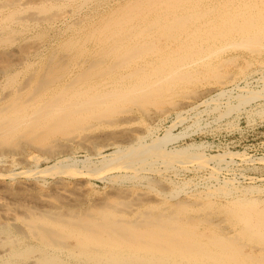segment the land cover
<instances>
[{"label":"bare ground","instance_id":"bare-ground-1","mask_svg":"<svg viewBox=\"0 0 264 264\" xmlns=\"http://www.w3.org/2000/svg\"><path fill=\"white\" fill-rule=\"evenodd\" d=\"M109 1L0 0V159L25 160L27 150L56 155L74 143L89 151L117 149L111 160L101 154L100 168L87 170L101 179L114 168L147 171L158 160L208 167L215 156L193 144L167 150L178 135L151 137L155 128L147 123L194 100L205 92L200 87L227 85L264 67V0ZM90 5L93 13L55 34L57 42L46 53L41 52L49 35L44 28L34 40L13 47L32 23L52 22L67 9ZM257 92L250 91L252 98L244 96L243 102L260 97ZM74 165L55 167L67 172ZM135 172L113 177L134 186L113 184L91 202L88 186L74 183L67 189L66 182L47 193L41 184L8 182L0 173V264H264L260 189H239L231 182L181 197V185ZM143 181L144 189L139 188Z\"/></svg>","mask_w":264,"mask_h":264},{"label":"rangeland","instance_id":"rangeland-1","mask_svg":"<svg viewBox=\"0 0 264 264\" xmlns=\"http://www.w3.org/2000/svg\"><path fill=\"white\" fill-rule=\"evenodd\" d=\"M26 1H28V0H26ZM26 1L23 0V2L22 1L20 2V0H19V3L24 4ZM109 3H110V5H113L115 3V0H110L108 2V4ZM90 7H91V5L87 6V7H83V8H81V10H78V11L72 10L73 13L71 11L67 12L68 11V9H67V10H65L66 14L63 13L64 15L61 14L59 17H57V19L59 21L57 19H55L56 21L53 20L52 22L44 21L41 23H32L31 26L29 27L30 29L28 28L26 30V32L24 33V35L21 37L22 40L21 39L19 40V42L20 41L21 42L15 46H13V47L16 48V46L18 47L20 44L22 45L25 42H30V41L34 40L35 36H33V34L36 35V33L40 29L44 28L45 31L49 30L48 31L49 35H48V39H47L48 42L46 40L44 42L45 45L43 44L41 46V52L46 53L52 47L53 43L55 44L57 42V38H56L57 36H54V35L55 34L58 35L61 31L64 32L66 29V26L72 24L75 20H79V19H82V17L84 18L88 15H91V13H93L94 6L91 8ZM69 10H70V8H69ZM61 16H63V17H61ZM64 19H66V20H64ZM72 19H73V21H71ZM63 25H65V26H63ZM28 30H29V32H28ZM25 34H26V36H25ZM49 36H50V38H49ZM32 37H33V39H32ZM50 39H51V41H50ZM23 40H24V42H23ZM27 40H29V41H27ZM13 47L12 48L10 47L9 49H12V50L15 49ZM36 58H37V56L32 55L29 59H30V61L33 62L34 60H36ZM261 68L260 67L253 68L252 70H250L251 72L248 71L246 73V76L243 75L241 77H238L234 81H232V82L230 81L231 83L228 82L227 85L224 84V85H214L213 86V84H207L205 87H200L199 90L201 92L205 91L206 94H205V92H203L204 94L201 93L200 95H198L199 97L197 96L196 98H194V100L192 99L189 102H187L186 103L187 105L184 103H183V105H180L178 108H176L177 111L175 109H173V110L169 111L166 115L157 116V117H155V119L153 118L151 121H149L147 123L148 125L150 124L152 127L155 128V132L151 137H154V136L155 137L156 136L162 137L167 132H172L173 134L178 135L177 141L169 143L166 146L167 150L173 151L175 149H182L183 147L185 148L186 146L193 144V145L203 149L201 152L206 154L207 157L213 158L215 156V159H213V161L209 162L208 167L200 168V170H199L198 165L184 164V163L180 164L181 162H178V161H177L178 164H177V162H175L174 164H171L172 166L171 165L168 166L165 163L163 164V162L161 160L160 161L158 160L160 163L158 161H156L157 165H155L153 167V169H152V167H149V169L147 168V171L145 169V171L139 170L138 172H135L133 170H131V171L125 170L124 171V169L122 170V169L114 168L112 171L110 170V172H108L109 170L107 172H105L104 179H101L100 177L98 178V177L92 175V173H90V172L88 173V171H94L93 169L100 168L102 166L100 164V162L101 161L103 162L105 160V158L108 157L107 160L108 159L111 160L112 158H114L116 156V154H114V152H116L115 150H117V149H115L114 147H110V146L109 147L108 146H103V147L100 146L99 147L100 149L97 147L99 149V152H98L97 148H95L96 149L95 151H94V148H91L89 151V149L87 150V148L84 146H78L74 143H69V144L65 145V148L63 151L58 153L59 155L58 154L50 155V154H47L46 152H45L46 153L45 154V153H43L44 151H37V150L36 151L34 150L36 152V154L33 150H27L26 153L31 154V155L29 156V155L25 154L24 155L25 160H23V158L21 156L19 157L17 155H15V156H12V155L7 156L6 155L0 159V173H2L3 177L4 176L5 177L2 178L1 177L2 174H0V177L4 180H7L8 182L14 181L12 183L19 182L21 179V182L23 181L27 184H32V182H33V184H37V185L41 184L40 186H41L43 192L45 191L47 193H49V191L51 192L52 190H54V188L56 187L55 184H57V186H61L62 183H63V185H65L66 182H67V185H65V186L67 189L73 188V186L75 187L74 183H76V185L78 187H79V185H81V187H79V188H83L85 186H88L89 187L88 197H89L90 202L94 201V199H96L97 197H100V196L106 194V192H108L110 189L112 190L113 184H114V188L115 187H122L123 185H124L123 188H129L131 186H134L135 184H131V183H134L132 181H125V182L118 183L113 179L114 175H122V174H127V173L128 174H134V172L140 173L141 175H143V174L146 176L148 175V177L153 179V180H156V179L160 180L161 179L160 181L166 185H171V184H173V185L179 184L178 186L181 185L186 192V193L185 192L181 193V195H182L181 197H186V196H189L193 193H197L199 191H206L211 186H212L211 188H213V187H216L219 185H224L225 183L231 184V182H232L231 185L234 184L233 186H235L239 189L241 187H242L241 189L248 188V187H256V188L260 189V192L262 191L261 194H262V196H264V115H263V113H264V111H263L264 110V100L263 99L264 98H260L262 95L264 97V94H263L264 90H262V89H264V83H263L264 82V67H261ZM254 69L255 70L258 69L260 71V73H259V71L257 73V70L255 71ZM234 71L235 70H233V73L237 72V71H235V72ZM255 72L257 75L255 74ZM1 75L2 74H0V77H1L0 78L1 79L0 80V87L4 83V77ZM249 76H251V77H249ZM262 76H263V81L261 78ZM239 80H240V82H239ZM258 80H260V81H258ZM235 81L238 83H236ZM245 81H247V83H245ZM235 83L237 85H235ZM246 87H248V88H246ZM204 88H206V90ZM208 88L210 90L209 93H207ZM237 89H239V90H237ZM247 89L249 90V92L247 91ZM250 89H252V90H250ZM256 90L258 91L257 93L260 94V95L256 94V96H260V97L252 99L253 101L251 100L250 101L251 103L248 102L249 104L247 102L246 103L243 102V98H245L244 96H248V97L252 98V96H250L249 93H250V91L256 92ZM259 90H261V91H259ZM220 91H224L225 93L221 94ZM259 92H261V93H259ZM228 94H230L231 96ZM245 94H247V95H245ZM220 95L221 96L224 95V96H222V98H221ZM227 95L229 96V98ZM217 96L219 98H217ZM239 96L240 97L242 96V99L237 98ZM213 98L216 102L213 101ZM258 98H260V99H258ZM206 99H207V101H206ZM217 99H218V101H217ZM237 101H239V103H236ZM225 102H226V104H225ZM227 103L230 105H228ZM198 104H199V106H197ZM262 104H263V106H262ZM239 105H240V107H239ZM181 106L184 108V110H183V108H181ZM243 107H244V109H243ZM230 109L231 110L233 109L232 113H231V111H229ZM185 110H188V111L186 112ZM228 111H229V113H231L230 115L226 114V112L228 113ZM234 111H236V112H234ZM170 112H172V113H170ZM177 112L180 114H178ZM224 114L227 115V118H226V115H224ZM236 114L237 115L239 114V115L237 116ZM178 116H179V119H178ZM180 116H182V119ZM165 117H166V119H165ZM220 117H222V119ZM184 118H186V119H184ZM156 121H157V123H156ZM136 124H137V122H136ZM136 126H138V125H136ZM137 128H139V127H137ZM151 137H149L147 139L148 142L151 141L150 140ZM78 148H80V149H78ZM92 150H93V152H92ZM32 152H33V154H32ZM38 152H40V153H38ZM70 152L73 154H71ZM101 154L102 155L105 154V158H104V156L102 158ZM93 155H94V157H93ZM31 156H32V158H31ZM44 156L46 157V159ZM35 157H36V159H35ZM51 157H53V158L51 159ZM65 157H67L68 159L67 158L65 159ZM48 158H49V160H48ZM62 158L64 160H62ZM58 159L60 161L56 162V160H58ZM101 159H103V160H101ZM20 160L23 162V164H20V163H22ZM73 160H74V162H73ZM25 161H26V163H25ZM29 161L31 162V165H30ZM27 162L29 163V165L27 164ZM54 162H55V164H54ZM60 162L64 163V165H69V166H73L75 164L74 165L75 167H73V168L75 171L78 172V174H76L77 172L75 173L77 176H75V174H73L75 171L72 169V167H71V169L73 171L69 170L70 168L66 166L68 168V171H67L68 173L66 171H63V172L61 170L59 171V169H60L59 166L57 168L55 166H57V164ZM71 162H73V163L71 164ZM76 163H78V164H76ZM92 163L95 164L94 167H93ZM14 164L16 165V167ZM52 164H54V166H52V167H53V170H55V171H53L51 169ZM91 164H92V166H90ZM4 165H6V166H4ZM11 165H12V167H11ZM49 165L51 168L49 167ZM28 166H30L31 168ZM215 166L218 170L216 168L214 169ZM47 167L50 168L51 170L48 169ZM89 167H90V169H89ZM164 167L167 169H165ZM180 167H182V169ZM35 168H37V170H35ZM44 168H47V170H49L51 174L48 173L49 171H47V174H49V175H46V171L44 172ZM54 168H56V169H54ZM173 168H175V169L173 170ZM192 168H194V169H192ZM30 169H34V170L30 171ZM38 169L39 170L42 169V171H39ZM23 170H24V172H23ZM28 170L30 171V173L33 172V174L30 175ZM151 170H152V172H151ZM219 170H221V171H219ZM51 171H53V172H51ZM69 171H71L73 173L71 174V172H69ZM159 171H161V173ZM6 172L9 173L8 177H7L8 174ZM15 172L17 174H18V172H23V174H20L21 176H19L17 174L15 175ZM41 172L45 173V175H40ZM84 173H86V174H84ZM212 173H213V175H212ZM10 176H11V178H10ZM108 176H110V177H108ZM59 177H60V179H59ZM31 178H33V179H31ZM35 178H36V180H35ZM37 178H38V180H37ZM58 179L60 181H58ZM77 180H80V181H77ZM168 180L170 182H168ZM225 180L229 181V182H226ZM36 181H38V183ZM42 182H44L45 186L43 185ZM56 182H58V183L60 182V183L58 184ZM85 182H86V184H85ZM87 182H90L91 184L89 183L90 185H88ZM173 182H175V183H173ZM205 182H207V183H205ZM82 183H84V184L82 185ZM145 183L146 182L143 181V183L139 186V188L144 189L147 186V183L146 184ZM144 185H146V186H144ZM183 185H185V187ZM48 186L50 187V189ZM198 189H199V191H198ZM90 192H91V194H90Z\"/></svg>","mask_w":264,"mask_h":264}]
</instances>
